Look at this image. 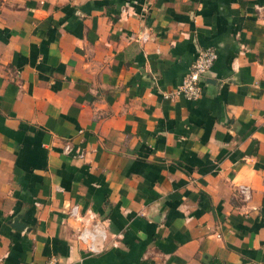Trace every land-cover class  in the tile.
Listing matches in <instances>:
<instances>
[{
	"label": "crops",
	"instance_id": "0c3cea01",
	"mask_svg": "<svg viewBox=\"0 0 264 264\" xmlns=\"http://www.w3.org/2000/svg\"><path fill=\"white\" fill-rule=\"evenodd\" d=\"M205 47L200 97L164 98ZM51 255L264 264V0H0V264Z\"/></svg>",
	"mask_w": 264,
	"mask_h": 264
},
{
	"label": "built area",
	"instance_id": "2783aa9c",
	"mask_svg": "<svg viewBox=\"0 0 264 264\" xmlns=\"http://www.w3.org/2000/svg\"><path fill=\"white\" fill-rule=\"evenodd\" d=\"M146 37L147 34L145 32L141 34L142 39ZM215 58L216 51L212 47H205L198 50L189 71L184 75L182 81L172 89L163 91L162 96L169 99L177 96H184L190 100L199 98L205 75ZM70 149L71 145L68 143L63 147V150L66 152ZM78 154L82 155V152L80 151ZM240 191L245 197H249L250 187L248 185L241 184ZM68 214L81 223L77 231V239L84 243L89 251H102L107 244V232L102 220L91 210L81 211L77 203H73L70 206ZM44 264L60 263L57 256L51 255Z\"/></svg>",
	"mask_w": 264,
	"mask_h": 264
},
{
	"label": "water",
	"instance_id": "95a60500",
	"mask_svg": "<svg viewBox=\"0 0 264 264\" xmlns=\"http://www.w3.org/2000/svg\"><path fill=\"white\" fill-rule=\"evenodd\" d=\"M13 222H14V225L18 226L19 223L16 221V219H14Z\"/></svg>",
	"mask_w": 264,
	"mask_h": 264
}]
</instances>
